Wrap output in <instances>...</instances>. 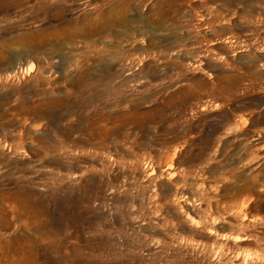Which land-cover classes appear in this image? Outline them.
I'll return each mask as SVG.
<instances>
[{"label":"rangeland","instance_id":"obj_1","mask_svg":"<svg viewBox=\"0 0 264 264\" xmlns=\"http://www.w3.org/2000/svg\"><path fill=\"white\" fill-rule=\"evenodd\" d=\"M0 264H264V0H0Z\"/></svg>","mask_w":264,"mask_h":264},{"label":"bare ground","instance_id":"obj_2","mask_svg":"<svg viewBox=\"0 0 264 264\" xmlns=\"http://www.w3.org/2000/svg\"><path fill=\"white\" fill-rule=\"evenodd\" d=\"M32 67V65H30L28 68H31ZM249 70V69H248ZM248 120V119H247ZM244 122H245V120H243ZM243 121H242V123H243Z\"/></svg>","mask_w":264,"mask_h":264}]
</instances>
